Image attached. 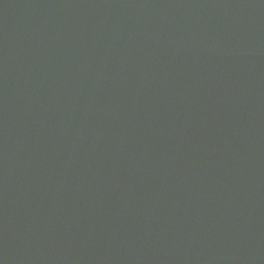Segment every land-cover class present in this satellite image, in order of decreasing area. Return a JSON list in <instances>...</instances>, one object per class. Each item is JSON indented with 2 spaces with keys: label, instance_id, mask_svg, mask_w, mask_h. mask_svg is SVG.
I'll use <instances>...</instances> for the list:
<instances>
[{
  "label": "water",
  "instance_id": "obj_1",
  "mask_svg": "<svg viewBox=\"0 0 264 264\" xmlns=\"http://www.w3.org/2000/svg\"><path fill=\"white\" fill-rule=\"evenodd\" d=\"M0 264H264V0H0Z\"/></svg>",
  "mask_w": 264,
  "mask_h": 264
}]
</instances>
